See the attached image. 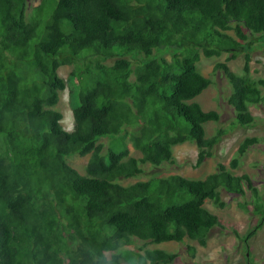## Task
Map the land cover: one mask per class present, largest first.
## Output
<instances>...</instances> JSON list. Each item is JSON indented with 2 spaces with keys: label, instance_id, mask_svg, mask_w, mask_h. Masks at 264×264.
<instances>
[{
  "label": "trees",
  "instance_id": "1",
  "mask_svg": "<svg viewBox=\"0 0 264 264\" xmlns=\"http://www.w3.org/2000/svg\"><path fill=\"white\" fill-rule=\"evenodd\" d=\"M26 8V0H0V264H173L175 253L124 247L205 246L221 225L205 202L223 207L221 189L243 196L246 187L255 197L260 218L243 240L261 227L264 204L251 178L230 171L258 137H245L229 168L218 162L203 178L116 180L171 161L185 141L196 145V166L212 155L224 131L205 133L219 114L194 100L211 84L197 62L264 42V0H40ZM161 49L172 50L169 60L154 55ZM131 52L134 60L123 57ZM84 53L101 59L84 71L73 64L68 76L85 77L67 131L53 108L66 85L57 69ZM249 61L245 53L242 74L215 65L231 87L233 125H251L248 106L264 103V78H251ZM127 134L140 157L129 155ZM106 137L114 139L103 151ZM72 155H88L84 174L67 163Z\"/></svg>",
  "mask_w": 264,
  "mask_h": 264
},
{
  "label": "rangeland",
  "instance_id": "2",
  "mask_svg": "<svg viewBox=\"0 0 264 264\" xmlns=\"http://www.w3.org/2000/svg\"><path fill=\"white\" fill-rule=\"evenodd\" d=\"M27 13L29 14L33 6L40 0H26ZM232 34L233 32H229ZM250 39V37H248ZM248 39V40H249ZM238 40V39H237ZM247 40V41H248ZM171 49H161L160 53L154 51V55H161L165 59H170ZM118 56L120 51L116 50ZM234 53V54H233ZM248 53L249 75L252 79L264 78V42L253 41L250 49H240L238 51L223 52L220 56L205 57L200 56L197 62L198 70L211 79V84L195 97L203 110H215L219 114L218 121L207 122L205 133L212 136L218 129L224 131L220 135L218 142L212 148V155L198 166L195 165L197 157L196 145L191 141H185L173 146V158L169 162H164L158 166L149 163L140 164L141 174L130 178H119L118 183L127 185L137 180H146L151 177L167 176L169 174H180L189 178H203L208 173L215 170L218 162L224 163L229 168V161L235 154L239 144L247 136L258 137L259 141L248 148L240 157L235 169H230L234 174H247L251 178L252 185L256 189L259 203L264 204V103L250 104L248 106L253 116V123L249 126L233 125L235 111L228 102L231 87L223 74V71L216 68L218 62H226L228 67L237 74H242L244 64V54ZM134 53H126L124 58L134 60ZM97 54L84 53L83 56L72 63V65H62L57 69V73L66 81L65 88L59 92V100L53 108L62 114L61 125L67 131L73 129L72 110L79 104L80 86L78 78L85 77L84 73L77 77L68 76L73 69V64L79 65L84 71L88 66H92L100 61ZM114 58H108L104 63L112 64ZM134 76L130 77L133 79ZM135 127H127L126 131L131 134ZM114 137L99 139L104 143L105 151L107 143ZM117 144H120V136L115 137ZM124 142L129 149V155L140 157L138 150L134 149L128 134ZM88 159L86 156L72 155L67 158V163L78 172L85 173V165ZM223 207H218L212 201H206L208 210L215 213L220 221V226L213 227L207 236L205 246H200L195 240L185 239L180 242H163L159 244L144 243L139 240L124 248H131L135 252L143 253L145 249L159 248L175 253L173 264H264V220L261 227L246 240L244 235L254 227L260 218L259 211H254L255 197L251 191L245 187V194H229L225 190H220ZM244 205V206H243ZM189 246H193L192 252ZM121 264H128L120 260Z\"/></svg>",
  "mask_w": 264,
  "mask_h": 264
},
{
  "label": "clouds",
  "instance_id": "3",
  "mask_svg": "<svg viewBox=\"0 0 264 264\" xmlns=\"http://www.w3.org/2000/svg\"><path fill=\"white\" fill-rule=\"evenodd\" d=\"M109 143V142H108ZM108 143H107V145H108ZM107 147V146H106Z\"/></svg>",
  "mask_w": 264,
  "mask_h": 264
}]
</instances>
